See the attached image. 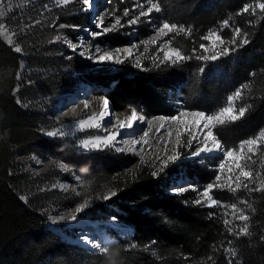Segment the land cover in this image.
<instances>
[{
	"label": "trees",
	"instance_id": "trees-1",
	"mask_svg": "<svg viewBox=\"0 0 264 264\" xmlns=\"http://www.w3.org/2000/svg\"><path fill=\"white\" fill-rule=\"evenodd\" d=\"M6 1L9 9L2 22L14 40L8 45L0 38V264H264V191H230L227 185L238 175L231 160L224 156L193 159L156 171L110 147L83 151L67 139L42 133L52 127L51 110L58 98L74 94L82 85L102 87L97 94L109 100L114 112L132 107L146 119L173 117L181 110L214 114L247 85L235 102L237 109L246 108L245 115L236 121L225 118V123L213 128L224 148L239 154L242 142L264 131V12L242 11L245 6L255 7L258 0H158L161 11L140 17L132 28L124 23L146 11L147 0H109L103 25L113 28L115 19L120 23L93 43L110 52L136 45L139 67L129 61L116 67L90 64L55 41L62 35L75 39L73 27L90 28L91 13L81 0L65 5L58 0ZM164 22L190 29L162 38L189 59L161 63L163 58L153 57L151 46L142 45ZM237 27L242 30L240 38L246 34V45L229 43ZM129 28L135 29L131 40ZM211 32L225 43L202 39ZM223 47L235 51L216 60L196 58L216 54ZM244 154L249 155L246 145ZM31 157L46 164L32 178L22 171L23 161ZM57 164L67 171L62 173ZM249 167L254 175L260 174L249 184L256 188L264 179V144ZM182 170L196 189L172 194L171 174ZM72 175L86 180L83 194L50 191L54 181ZM209 184L225 185L212 189L211 196L218 202L212 207L207 206L211 201L197 194ZM107 189L116 195L86 211L96 219H114L119 229L128 228L130 233L121 237L108 228L114 239L105 245L106 251L69 243L46 226L44 214L51 207L72 209L83 197ZM21 193L28 195L26 202ZM231 205L249 219H236ZM225 220L231 224L225 225ZM245 223L248 234L237 235Z\"/></svg>",
	"mask_w": 264,
	"mask_h": 264
},
{
	"label": "rangeland",
	"instance_id": "rangeland-1",
	"mask_svg": "<svg viewBox=\"0 0 264 264\" xmlns=\"http://www.w3.org/2000/svg\"><path fill=\"white\" fill-rule=\"evenodd\" d=\"M108 2L109 0H104L101 4H98L99 6L95 7L94 9V6L97 5V1L93 0L92 8L87 9V11L91 13L90 28L73 27L72 29L73 30L75 29L76 31L75 39L74 38L71 39L68 36L62 35L56 38L55 41L61 42L69 51H72L74 55L79 57L81 60L90 62V64H94L98 66L110 65L112 67H116L122 64V63L100 64L94 61V57L99 54L96 50L99 49L101 52H104V50L96 46L93 43V41L97 38H102L107 34V32L99 36H93L92 34L102 31L101 28L97 27V23L99 20L101 19L103 20V11L106 5L108 4ZM59 4L65 5L61 3ZM83 7L85 8L84 5ZM8 9H9V4L7 3V1L0 0V12L3 13V15H0V25L3 26L2 28H0V38L6 44L12 45L14 40L13 34L7 29V27H5V25L2 22ZM134 18L128 17V19L124 23L125 26L132 28L135 24H130L129 21ZM116 21L117 19H115V23ZM134 28L132 30L130 28L128 29L129 30L128 36H130L129 37L130 40L133 39L132 34L135 30ZM156 35H157V31H154L149 35L147 39L141 42L144 47L151 46L153 57L163 58V52L160 51L159 49L163 48L164 50H167L168 48L166 41L162 39L164 36L159 37L157 39L156 44L143 43L145 41L152 40L153 38L156 37ZM5 37L9 39L7 40ZM210 42H215V38L213 37L212 40H210ZM13 46L15 51L17 48H19L16 45ZM72 46H76L75 51H73ZM127 48L132 49L133 55L131 57H128L127 55L122 56L120 54V58L124 61L123 63L129 61L130 64L136 65V61L140 57L136 45L135 47H133V44H127L116 49H127ZM110 51L111 50H109L108 52ZM81 52H83L84 55H81ZM90 56L93 57V59H89ZM20 67L22 70L24 68V65L21 64ZM99 91H103L102 87L96 88L91 85H82L80 88L77 89V91L74 92V94L69 95L64 99L58 98V101L55 102V105L51 110L50 121L52 127L46 130H42L43 135L49 138L67 139L68 141L74 143V147L83 151L102 150L104 148H107V146L104 145L98 148H85L82 146L86 139L105 134V132H103L102 130L100 131V127L85 131L84 130L80 131L76 129V127L80 125L81 121H88L90 120L89 118L93 116L92 113L90 112L91 110L85 108V103H87L89 99L91 100L93 98H99V97L105 98L104 95L97 94ZM130 108L132 107H128V109ZM118 112H122V111H118ZM195 112L196 111L181 110L173 116V117H178V119L176 120L171 119V117H163V116H156V117H152L151 119H146L144 117L145 120L143 121L142 125L139 126L138 128L139 135L144 133L143 136L144 138L141 142L136 139L137 135L133 136L128 134H121L122 136L120 138L115 139V141L113 142V146H111L110 148L116 151H118L117 149H123L122 151H118V152L123 154H129L137 158V160L140 161L141 163H148V165L153 170L156 171H160L162 167V161H167L169 156L175 154H179L180 159H178L175 162H168L167 166L176 165L178 167L185 161H190L193 159H204V158L206 159L212 157H219L218 159H220L222 156H224L223 152H219L218 154H212V155L201 154L199 157H193L191 155L193 151H196L198 150L199 147L203 146V135L204 132L207 131L206 129L204 130L198 129L197 124L195 122V120L198 117L192 115V113ZM181 113H183V115H181ZM109 125H113V124H109ZM116 127L117 126H115L114 130L111 129L109 133L112 132L115 133L119 131L118 128ZM200 129H202V124L200 126ZM49 132H56L57 134L55 136H49L47 134ZM87 132H92L93 134L82 136ZM145 133H147V135H145ZM193 136H195L196 139H193ZM189 140L192 141L190 146L187 143ZM134 142L135 144L133 145ZM157 157H159V159H157ZM45 166L46 164L44 162L40 161L35 157H31V159H27L23 161L22 171L28 177L32 178L35 175H38L45 168ZM56 167L62 173L67 171L66 166L63 164H57ZM171 177L174 181L169 189V192L172 194L181 193L188 188L196 189L195 186L189 184V178L187 177V173L185 172V170L171 174ZM87 186L88 185L86 180H83L80 177L72 175L71 179L54 181L50 185L49 189L50 191H57L60 193L71 192L74 196L78 197L85 192ZM178 189H183V191H178ZM111 193H113V191L111 189H107L103 194H97L95 196H85L72 209L59 208L55 206L51 207L50 210L44 214L47 217L46 226L57 227L63 232L62 235L66 234L67 236L74 238L75 240L87 238L85 235H81L80 233L95 232L96 235L97 234L98 236L101 235L99 236L100 240L96 239L99 240L97 247L93 249H89L86 246L84 247H86V249L90 251H101V249H104L105 244L109 243L111 239H114L112 234L108 232L107 230L108 228L116 230L117 234L121 237L127 236L130 233L129 230H120L119 227L121 226L116 224L114 219H107V220L96 219L86 211L95 202L105 200L103 199L104 196H109L110 198L112 196ZM202 193L203 191L197 192L198 195H202ZM19 196L24 202L27 201L28 195L26 193H21L19 194ZM82 205H86V206L83 207L80 213H76L75 210ZM73 215L77 216L76 220L71 219Z\"/></svg>",
	"mask_w": 264,
	"mask_h": 264
},
{
	"label": "snow or ice",
	"instance_id": "snow-or-ice-1",
	"mask_svg": "<svg viewBox=\"0 0 264 264\" xmlns=\"http://www.w3.org/2000/svg\"><path fill=\"white\" fill-rule=\"evenodd\" d=\"M68 2H69V0H59V3H61V4H66ZM82 3L85 6V10L91 9L93 6V0H82ZM147 3L150 5V7H148L146 11H141L138 17L130 20L129 21L130 24L137 23L139 21L140 17L150 16V14L153 11H156V12L161 11L160 4H159L158 0H157V2H153V0H147ZM257 9H259L261 12H264V0H258V2L255 4V7L245 6L242 11L243 12L251 11L252 14L254 15ZM127 14H128V12L126 10L125 15H127ZM238 14H241V13H238ZM0 15H3V13L0 12ZM119 23H120V21H119V19H117L116 25H118ZM224 24H225V26H227L228 21H225ZM116 25H113V28H107L103 25V20L101 19L98 21L97 27L101 28L102 31L93 33L92 35L93 36H99V35L104 34L105 32L112 31L116 27ZM2 27L3 26L0 25V28H2ZM188 31H190V29H185L184 27H178L175 24H170L168 22H164L157 29L156 37L150 41H145L143 43H145V44H148V43L156 44L157 39L161 36H165V35H168L169 33H173V32L184 33V32H188ZM243 35L245 38H240L242 36V30L238 27L235 28L233 30L232 40L229 43H231L233 45H237V41H238V46L246 45L249 41L246 38V34H243ZM213 37L215 38L216 41L219 42L220 45H223L225 43L223 38L216 32H211V33H209V35L202 37V39L210 41V40H212ZM166 44L168 45L167 50H164L163 48L159 49L160 51L163 52V59L160 61L161 63H164L165 61L170 62V63H179V62H182L184 60L189 59V57L183 55L179 49L172 47L171 41L166 42ZM72 47H73V51H75L76 46H72ZM133 47H135V45H133ZM200 47L205 52L209 51V48L203 44ZM16 51L19 52L20 49L17 48ZM96 51L99 54L94 57V61L96 63H100V64H105V63L120 64V63H123L124 61L120 58V54L122 52L126 53L128 57H131L133 55L131 48L116 49L112 52H108V51L101 52L99 49H97ZM213 51H215V46L213 47ZM230 51H235V48L230 49L228 47H223L216 54L201 55V56H197L196 58L201 59V60H216V59H218L219 56L228 55ZM81 55H84V53L81 52ZM89 59H93V57L90 56ZM136 66L137 67L140 66L139 59H137V61H136ZM201 71H203V69H201ZM247 87H248L247 85H243L240 89H237L233 95H231L227 98L228 99V106L220 109V111H218L214 114H205L204 112L192 113L193 116L199 117V119L196 121L198 129L199 130L206 129L207 131H205L204 135H203V146L199 147L198 150L193 151L191 153V155L193 157H199L201 155V153L223 152L225 159L231 160L234 163L235 168L238 170V175H236L235 180H232L231 176L229 177V179L232 180V182L229 183L227 185V187L232 192H236V191L240 190L241 188H246L249 191H264V179L260 180L258 187H256V188L249 187L250 183L255 182V180L260 177L259 173L255 174V175L253 174V171L249 167V161H251L252 156L256 155L257 152L261 150V146H262V144H264V131H262L259 136L255 137V138H250L247 141L242 142L241 148L239 150V154H237L236 150H234V149H225L224 146L221 144V142L216 138V136L213 133V128L217 124L225 123V118H227L231 121H236L245 115L246 108L239 107L237 109L235 106V102L242 97L243 90L246 89ZM88 107H89V104L85 103V108H88ZM111 115H113V113L111 112V109H110V102L107 98H103L102 99V111L99 113V118L101 120H103L105 117L111 116ZM181 115H183V113H181ZM93 118L94 117H90L89 119H93ZM171 119L176 120V119H178V117H171ZM144 120H145V118L142 115H139L137 110L133 109L131 111V114L127 117L126 120H121L119 122V126L121 128L125 127V126L131 128L137 122L144 121ZM109 123H111V121H109ZM87 124H88V121H81L80 122L81 129H83L85 127V125H87ZM201 124H202V129H200ZM47 134L49 136H55L57 133L56 132H49ZM116 135H117V133H109L106 137H104L102 140H100L98 142L90 143V142L85 141L82 146L85 148H89V147L98 148V147H100L101 144H103L104 146L111 147V146H113V142L116 139ZM145 135H147V133H145ZM193 139H196V137L193 136ZM178 143H179V141H178ZM187 143L190 146L192 141L189 140ZM209 144H211V147H209ZM245 145L247 146V153L249 155L244 154ZM117 150L122 151L123 149H117ZM157 159H159V157H157ZM178 159H180L179 154L169 156L167 161H162V167L160 170L163 171V168L167 167L168 162H175ZM219 168L221 170L224 168L223 162L219 165ZM231 172H232V169L229 168V173H231ZM157 174L158 173H156V172L153 173L154 176ZM216 179L219 181L220 176L218 175L216 177ZM214 187L223 188V187H225V185H223V184H217V185L209 184L207 186V188L203 191L202 196L204 198H206L207 200L211 201V203L207 205L209 207L215 206L218 203L211 196V191ZM178 191H183V189H178ZM111 195L114 196V195H116V193L113 192V193H111ZM103 199L107 200V199H109V196H104ZM201 202H202L201 200L196 201V203H201ZM85 206L86 205H82V206L78 207L75 210V212L80 213L82 211L83 207H85ZM230 207H231V210L233 211V213L237 214L236 219H239L240 221H247L249 219V217L247 215H244L242 210L239 209L236 205H231ZM71 219L76 220L77 216L73 215L71 217ZM224 223H225V225H230L231 221L225 220ZM228 231H229V233H232L233 229L231 227H228ZM236 234L237 235H247L248 234V224L245 223L243 225V227L240 229V231ZM101 251H106V249H101ZM234 254L235 253H233V255Z\"/></svg>",
	"mask_w": 264,
	"mask_h": 264
},
{
	"label": "bare ground",
	"instance_id": "bare-ground-1",
	"mask_svg": "<svg viewBox=\"0 0 264 264\" xmlns=\"http://www.w3.org/2000/svg\"><path fill=\"white\" fill-rule=\"evenodd\" d=\"M103 2V0H100L98 1L97 0V5L94 6V9L95 7L99 6L98 4H101ZM7 40L9 38L5 37ZM6 41V40H5ZM122 56H126L127 54L126 53H121ZM93 98V97H91ZM106 98V97H105ZM102 97H99V98H93V99H89V101L87 102L89 104V107L88 109H90L91 113H92V117H94L93 119H90L88 120V124L85 125V127L83 129H81L80 125L76 127L77 130H80V131H85V130H89V129H93V128H97V127H100V131L102 130L103 132H105V134L103 135H100V136H97V137H90L88 139H86L85 141L87 142H98L100 140H102L104 137H106L110 130L111 129H115V126H117L116 128H118L119 131L115 132L117 133L116 135V139L117 138H120L122 135L121 134H128V135H133V136H136L137 140L138 141H142L143 140V136H144V133L142 134H138V128L139 126L142 125L143 121H140V122H137L133 127L129 128L127 126L125 127H120L119 126V122L121 120H126L127 117L131 114V111L133 108H130V109H125L124 111L122 112H114V110L112 109V106L110 104V109H111V112L113 113V115L111 116H107L105 117L103 120H101L99 118V113L102 111ZM141 115V114H139ZM143 116V115H142ZM144 117V116H143ZM199 119V117L195 120V122ZM109 121H111V123H109ZM109 124H113V125H109ZM114 126V127H112ZM113 133V132H112ZM136 140V141H137ZM84 141V142H85ZM135 144V142L133 143V145ZM100 146H103V144H101ZM211 147V144L210 146ZM89 148H92V147H89ZM219 152H210V153H201V154H209V155H212V154H218ZM53 230L55 231H58V232H61V230L57 227H51ZM81 235H85L87 238H82V239H78V240H75L74 238H71L69 236H67L66 234H64L70 241H73V242H76L78 244H81V245H84L86 247H88L89 249H93V248H96L97 245H98V242L100 240V237L101 235L98 236V234L96 235L95 232H91V233H80ZM62 238V237H61ZM96 239H99V240H96ZM63 240V239H62ZM87 241V242H86ZM85 247V248H86Z\"/></svg>",
	"mask_w": 264,
	"mask_h": 264
},
{
	"label": "water",
	"instance_id": "water-1",
	"mask_svg": "<svg viewBox=\"0 0 264 264\" xmlns=\"http://www.w3.org/2000/svg\"><path fill=\"white\" fill-rule=\"evenodd\" d=\"M72 1H74V0H69V2L68 3H70V2H72ZM94 1H97V0H94ZM98 1H100V0H98ZM104 1V0H103ZM215 135V134H214ZM203 156V155H202ZM48 229L49 230H51V231H53V232H55L56 234H58V235H60L64 240H66L67 242H69V243H72V244H78V243H76V242H73V241H70L66 236H64V235H62L63 234V232L61 231V232H58V231H55V230H53L51 227H48ZM120 230H129L128 228H120ZM110 241H112V240H110ZM78 245H81V244H78ZM105 245H107V244H105ZM81 246H83L84 247V245H81Z\"/></svg>",
	"mask_w": 264,
	"mask_h": 264
}]
</instances>
